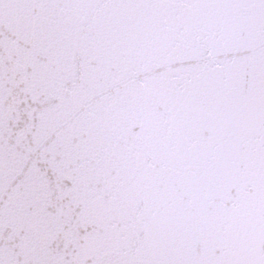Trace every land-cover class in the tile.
<instances>
[{
	"label": "snow or ice",
	"instance_id": "snow-or-ice-1",
	"mask_svg": "<svg viewBox=\"0 0 264 264\" xmlns=\"http://www.w3.org/2000/svg\"><path fill=\"white\" fill-rule=\"evenodd\" d=\"M0 264H264V0H0Z\"/></svg>",
	"mask_w": 264,
	"mask_h": 264
}]
</instances>
